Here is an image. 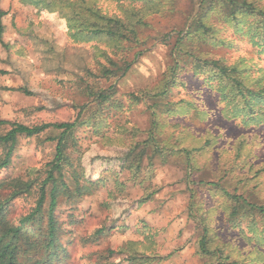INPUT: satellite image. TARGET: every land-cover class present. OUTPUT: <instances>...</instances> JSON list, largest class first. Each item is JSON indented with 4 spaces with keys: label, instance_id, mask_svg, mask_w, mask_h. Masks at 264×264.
Instances as JSON below:
<instances>
[{
    "label": "rangeland",
    "instance_id": "1",
    "mask_svg": "<svg viewBox=\"0 0 264 264\" xmlns=\"http://www.w3.org/2000/svg\"><path fill=\"white\" fill-rule=\"evenodd\" d=\"M218 1L208 8L205 0H156V10H145L95 0L107 16L121 18L128 8L145 14L136 40L115 47L104 40L75 43L57 13L0 0L6 12L0 120L26 126L72 122L84 106L83 118L94 114L98 127L95 132L83 125L74 133L78 171L83 180L99 183L87 185L85 196L58 203L63 264H264V213L255 211L251 234L248 210L221 191L264 208V118L249 122L228 79H212L209 69L193 73L202 61H215L235 68L228 75L243 76L245 91L264 95V21L241 16L242 25L229 26L222 18L228 10ZM243 1L264 13V0ZM196 17L208 34L186 36ZM111 87L110 102L98 106L90 93ZM17 88L31 95L10 90ZM163 89L166 94L156 96ZM54 135L20 137L0 181L43 169L54 155V143L46 139ZM149 137L162 153L148 148L138 174L122 168L128 148ZM183 149L191 151L190 166L177 153ZM32 205V199L14 200L9 217L23 216ZM205 227L213 256L199 251ZM100 228L106 230L95 242H83Z\"/></svg>",
    "mask_w": 264,
    "mask_h": 264
},
{
    "label": "trees",
    "instance_id": "2",
    "mask_svg": "<svg viewBox=\"0 0 264 264\" xmlns=\"http://www.w3.org/2000/svg\"><path fill=\"white\" fill-rule=\"evenodd\" d=\"M25 5L57 13L59 17L67 23V34L75 43H87L91 40H104L108 45L119 47L125 41L136 40V27L143 26L145 14H141V8H128L123 11L121 18L102 14L95 4V0H19ZM117 2H128L129 5H143L145 10H156L158 4L156 0H114ZM169 1V0H167ZM213 0H205L208 8H212ZM220 7L226 8L228 12L222 15L226 18L229 26L239 27L242 21L241 16H252L264 21V13L256 9L246 1L219 0ZM129 6V7H130ZM6 12L0 8V45L6 47L3 41L5 27L3 18ZM264 28V23L261 24ZM202 31L208 34V27L203 24L201 17H196L189 27L186 36ZM180 48L183 44L181 43ZM180 51V49H179ZM129 64H126L122 71H127ZM209 69L212 79L217 74L221 78L228 79L232 87L235 88L241 98L244 107L242 112L248 113L249 122L260 123L264 118V95L261 92L249 93L245 91L241 78L231 77L228 72H236L235 68L228 69L219 66L215 61H202V65L193 68V73L200 74L201 71ZM207 71V70H206ZM108 70L104 71V76ZM208 72V71H207ZM109 73V72H108ZM107 73V74H108ZM3 74V71H0ZM30 96L31 93L26 88L10 89ZM112 87L108 90L91 92V97L98 106H103L110 102L112 97ZM248 93L249 97L244 94ZM163 89L156 96H164ZM226 99V98H224ZM250 101L258 102L259 107ZM59 107L60 104H55ZM85 107H79L77 115L72 122L65 123H45L34 126H26L16 122L0 120V129L7 128L4 133H0V171L7 168L20 137H35L45 132L54 133L48 136L47 141L54 143V155L52 160L43 169H29L24 177H16L0 181V264H63L65 250L61 243L62 229L56 216L58 203L63 200L80 198L90 193L87 186H97L99 181L83 180L79 156L72 155L77 152L76 139L74 133L77 128L95 124V116L83 118ZM257 109L256 111H254ZM94 119V120H93ZM93 120V121H92ZM95 132L98 127L93 126ZM150 148L153 154L162 153L155 145L152 137L145 141L131 145L122 157L121 167L138 174L144 159H147V149ZM185 158V163L190 166V150H179ZM85 181V182H84ZM86 183V184H85ZM217 187L215 184H209ZM223 196L232 200L234 204H243L248 210L249 222L247 229L251 234H255L254 213L263 214L264 208L254 204L246 203L241 197L230 195L221 190ZM190 192V191H189ZM191 193V192H190ZM150 195H146L139 203H144ZM192 198V197H191ZM16 199H32L33 205L21 217H9L10 204ZM235 214V211H233ZM192 217V215L190 216ZM236 228V225L233 228ZM106 229L95 230L91 236L83 239L84 243H93L98 237L104 234ZM206 227L204 235L199 240V251L204 256H213V252L207 249Z\"/></svg>",
    "mask_w": 264,
    "mask_h": 264
}]
</instances>
